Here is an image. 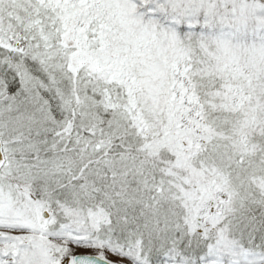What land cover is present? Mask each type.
<instances>
[{
    "label": "snow or ice",
    "instance_id": "1",
    "mask_svg": "<svg viewBox=\"0 0 264 264\" xmlns=\"http://www.w3.org/2000/svg\"><path fill=\"white\" fill-rule=\"evenodd\" d=\"M0 264H264V0H0Z\"/></svg>",
    "mask_w": 264,
    "mask_h": 264
}]
</instances>
